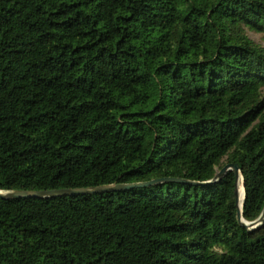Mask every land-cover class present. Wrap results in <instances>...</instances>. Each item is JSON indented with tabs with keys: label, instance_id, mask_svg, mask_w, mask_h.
<instances>
[{
	"label": "trees",
	"instance_id": "1",
	"mask_svg": "<svg viewBox=\"0 0 264 264\" xmlns=\"http://www.w3.org/2000/svg\"><path fill=\"white\" fill-rule=\"evenodd\" d=\"M248 31L264 0H0V191L131 186L0 198V264H264V224L215 179L238 165L260 217Z\"/></svg>",
	"mask_w": 264,
	"mask_h": 264
},
{
	"label": "water",
	"instance_id": "2",
	"mask_svg": "<svg viewBox=\"0 0 264 264\" xmlns=\"http://www.w3.org/2000/svg\"><path fill=\"white\" fill-rule=\"evenodd\" d=\"M227 171L234 172L236 177V183H235V196L238 204V210H237V220L239 224L247 228L248 230L255 229L261 225L264 224V208L260 215V217L253 221V222H247L242 217V206L244 204L245 199V193H244V182L241 176V172L239 170L238 165H232L228 164L224 166L216 175L215 179L221 178L225 175ZM169 181V180H166ZM155 183V182H151ZM150 183V184H151ZM240 183L242 185L243 189V199L240 203V192H239V186ZM146 185V184H144ZM131 186H125V185H107V186H100L95 188H88V189H62V190H49V191H23V190H17V191H0V198L2 199H29V198H38V199H45V198H54V197H60V196H72V195H80V194H93V193H104V192H110V191H116L120 189H124Z\"/></svg>",
	"mask_w": 264,
	"mask_h": 264
},
{
	"label": "rangeland",
	"instance_id": "3",
	"mask_svg": "<svg viewBox=\"0 0 264 264\" xmlns=\"http://www.w3.org/2000/svg\"><path fill=\"white\" fill-rule=\"evenodd\" d=\"M248 35L254 42L264 47V36L253 31H248Z\"/></svg>",
	"mask_w": 264,
	"mask_h": 264
},
{
	"label": "bare ground",
	"instance_id": "4",
	"mask_svg": "<svg viewBox=\"0 0 264 264\" xmlns=\"http://www.w3.org/2000/svg\"><path fill=\"white\" fill-rule=\"evenodd\" d=\"M239 192H240V203H241L242 199H243V189H242L241 183H240V186H239Z\"/></svg>",
	"mask_w": 264,
	"mask_h": 264
}]
</instances>
